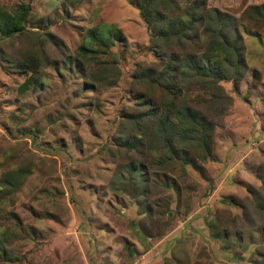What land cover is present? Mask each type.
Segmentation results:
<instances>
[{
    "label": "rangeland",
    "instance_id": "rangeland-1",
    "mask_svg": "<svg viewBox=\"0 0 264 264\" xmlns=\"http://www.w3.org/2000/svg\"><path fill=\"white\" fill-rule=\"evenodd\" d=\"M257 3L207 0L235 16ZM0 4L28 5L25 28L55 34L69 55L25 72L0 58V176L30 168L18 187L0 183V264H264V221L249 210L253 225L229 222L242 212L230 198L250 196L264 163V29L238 27L247 70L237 88L219 82L231 103L207 160L191 159L183 172L140 163L138 175L114 150L121 110L134 101L131 69L155 58L136 0ZM95 26L126 39L112 34L118 75L101 87L84 81L74 57ZM253 69L259 81L246 92Z\"/></svg>",
    "mask_w": 264,
    "mask_h": 264
},
{
    "label": "trees",
    "instance_id": "trees-1",
    "mask_svg": "<svg viewBox=\"0 0 264 264\" xmlns=\"http://www.w3.org/2000/svg\"><path fill=\"white\" fill-rule=\"evenodd\" d=\"M135 7L155 58L136 61L131 69L128 87L134 101L121 110L114 150L118 161L133 172L143 169L140 163L183 172L189 160L204 163L211 153L214 127L222 123L231 103L219 82L228 80L237 88L247 70L238 27L262 31L264 3L247 4L237 16L209 6L207 0H136ZM28 9V5L0 4L3 67L25 72L46 65L51 55L68 59L64 43L55 34L25 28ZM109 28L105 35L99 26L87 28L75 48L80 74L94 87L115 81L118 75L116 54L107 53V48L112 34L124 44L126 39L118 28ZM251 74L246 92L259 81L257 70ZM29 171L24 166L4 172L0 183L16 188ZM255 172L260 184L246 186L250 196L230 198L242 208L240 215L230 216L231 223L238 218L247 227L253 225L249 210L264 221V163ZM3 244L0 240L1 256L7 253Z\"/></svg>",
    "mask_w": 264,
    "mask_h": 264
}]
</instances>
